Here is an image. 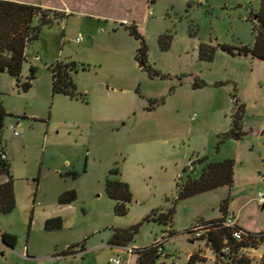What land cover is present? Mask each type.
<instances>
[{"label": "rangeland", "instance_id": "1", "mask_svg": "<svg viewBox=\"0 0 264 264\" xmlns=\"http://www.w3.org/2000/svg\"><path fill=\"white\" fill-rule=\"evenodd\" d=\"M67 1L35 4L64 19L43 28L25 50L21 83L34 67L31 88L24 92L14 78L0 74L6 114L0 142L15 194V209L0 217V233L18 239L13 250L0 242V264H55L54 255L76 244H84V251L59 264H109L126 255L109 246L114 233L133 226L137 232L128 249L167 241L168 257L157 264H186L191 251L193 264H222L225 258L213 254L207 234L194 240L189 232L220 219L227 201L239 228L264 233V205L257 198L264 190V61L217 49L205 62L198 48L251 49L260 0H98L103 20L74 13ZM119 19L134 23L147 48L142 68L141 42ZM56 63L76 65L72 78L84 101L52 96L49 69ZM234 101L244 105L239 141L225 137ZM204 158L233 160L232 187L178 201L179 188L199 177ZM107 181L128 184L132 200L125 216L114 214ZM68 191L75 192V201L59 205ZM172 210L166 225L145 220ZM52 219L61 220V229L45 231ZM238 254L261 264L264 242ZM134 260L136 255L123 264Z\"/></svg>", "mask_w": 264, "mask_h": 264}, {"label": "trees", "instance_id": "2", "mask_svg": "<svg viewBox=\"0 0 264 264\" xmlns=\"http://www.w3.org/2000/svg\"><path fill=\"white\" fill-rule=\"evenodd\" d=\"M61 19H64L61 18ZM48 10H43L39 6L23 3L9 2L0 0V74H7L14 78L17 84H20L22 91L27 92L31 88L32 81L35 79L36 69L30 67V76L25 82L21 83L22 66L25 62L26 48L38 40L41 31L45 27H51L53 23L61 20ZM254 44L251 49L242 47L235 49L227 45H218L217 48L209 45L200 44L198 48V58L200 61L211 62L215 52L219 49L221 52L230 56H250L252 59L264 61V0H260V5L257 14L254 16ZM121 26L128 34L141 42V47L138 50V55L144 62L147 48L144 45L137 27L134 24ZM161 50H166L167 45H162V37L159 39ZM76 70L74 63H56L51 66L49 71L51 75V93L54 95H62L69 99L84 101L83 96L77 93L76 86L73 82L72 72ZM204 84H195L194 88H200ZM162 102V101H161ZM156 103V102H155ZM244 114V105L234 101L232 113L230 115L231 124L229 131L225 134L226 138L235 141L241 140L245 135L242 132V118ZM5 112L0 101V128L3 125ZM1 144V142H0ZM203 165L200 175L196 179L188 178L186 183L179 188L177 200L188 199L206 192H210L222 187L231 188L233 185L234 162L231 159H223L220 161H208L204 158L198 161ZM195 163L192 162L191 166ZM111 174L118 175L117 170L110 171ZM5 177V181L0 183V217L10 214L15 207L14 197V181L11 175V167L9 162L0 159V178ZM107 197L115 202L114 214L116 216H125L128 212V205L132 200V195L128 184L122 181H107L105 185ZM76 194L74 191L64 192L58 198L59 205L71 204L75 201ZM222 215L228 212V202L225 201L220 206ZM172 211L167 213L157 212L145 220H153L159 224L166 225L170 222ZM212 224L211 230L207 233V244L215 256L225 258L222 264H250V261L244 257H239V251L244 248H254L264 242V233L252 234L244 231L249 237L237 242L232 238V230L221 226V219L210 221ZM62 227L60 219H52L45 222V231H56ZM137 232V226L122 231H116L109 245L116 247H126L132 241L133 236ZM0 242L10 249H15L18 239L15 235L3 232L0 233ZM228 246L229 254H221V249ZM164 248V246H162ZM84 251V244L71 245L67 250L60 255H73ZM135 264H157L162 258L158 254L157 248L152 244L150 247L135 250ZM167 259V256L166 258ZM187 264H193L192 257ZM264 264V258L262 263Z\"/></svg>", "mask_w": 264, "mask_h": 264}, {"label": "built area", "instance_id": "3", "mask_svg": "<svg viewBox=\"0 0 264 264\" xmlns=\"http://www.w3.org/2000/svg\"><path fill=\"white\" fill-rule=\"evenodd\" d=\"M82 40H83V38L81 36H78L76 39V43H81ZM15 135H17L16 132H15ZM0 159L3 161L7 160L5 149L1 144H0ZM257 198H258L259 203L264 205V190L258 193ZM220 219H221V226L223 228L232 230V238L235 241L242 242L249 237L242 230L238 229L239 227L237 226V219L234 216V214L227 212L225 215H222ZM211 228H212V224L210 222L200 223V224L196 225L195 227L191 228L189 234L191 235V237L194 240H199L203 237L204 234H207L211 230ZM154 246L157 248L158 254L161 255L162 258L165 259L166 254L164 253V248H162L163 242L160 240L155 241ZM124 250L126 253V255L124 257L111 258L109 260V264H123L126 262L127 257L135 255L134 249L126 248ZM229 251H230L229 247L224 246L221 249V254L227 255V254H229ZM62 257L63 256H61L60 254L54 255L53 258L56 262L55 264H59Z\"/></svg>", "mask_w": 264, "mask_h": 264}, {"label": "crops", "instance_id": "4", "mask_svg": "<svg viewBox=\"0 0 264 264\" xmlns=\"http://www.w3.org/2000/svg\"><path fill=\"white\" fill-rule=\"evenodd\" d=\"M3 1H9V2H16V3H23V4H29V5H35V4H37L38 2H40V0H3ZM98 0H86V1H73V0H70L69 2L67 1V2H65V7L66 8H74V9H72V10H74L75 12L74 13H76L77 11H79L80 12V14H84V15H92V16H94V17H96V18H98V20H103L104 18H106V14L105 15H102L101 13H98V10L96 9V8H100V6H98ZM148 3V0H146V4ZM81 8H82V10H81ZM104 8H111V7H106V6H104ZM74 13H72V14H74ZM59 21H63V19H61V20H59ZM119 21L121 22V23H125V20L124 19H119ZM134 24V23H133ZM126 25H128L127 23H126ZM77 39V38H76ZM76 41V40H75ZM14 197H15V194H14ZM14 209H15V207H14ZM12 213V212H11ZM168 233H169V231H168ZM166 243H167V241H166ZM165 243V244H166ZM154 244V243H153ZM165 244H164V248H165ZM111 248H115L116 246H111V245H109ZM116 248H121V249H126L127 247H116ZM130 249H132V248H130ZM78 249H76L75 251H76V253L75 254H73V255H67V256H64V257H74V256H76L77 254H79V253H82V252H79L78 253V251H77ZM191 253H192V251L187 255V263H188V261H189V258H190V256H191ZM167 257H168V255H166ZM25 257L26 258H28V256H27V254H25ZM135 260H134V262H133V264H135ZM186 263V264H187Z\"/></svg>", "mask_w": 264, "mask_h": 264}, {"label": "water", "instance_id": "5", "mask_svg": "<svg viewBox=\"0 0 264 264\" xmlns=\"http://www.w3.org/2000/svg\"><path fill=\"white\" fill-rule=\"evenodd\" d=\"M144 66L143 62H142V59H140V62H139V68H142Z\"/></svg>", "mask_w": 264, "mask_h": 264}]
</instances>
